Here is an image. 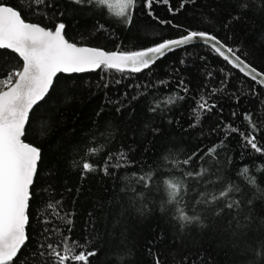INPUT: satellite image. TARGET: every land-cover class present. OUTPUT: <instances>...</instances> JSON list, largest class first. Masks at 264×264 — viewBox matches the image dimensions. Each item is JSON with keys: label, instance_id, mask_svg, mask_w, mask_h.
I'll return each instance as SVG.
<instances>
[{"label": "trees", "instance_id": "16d2710c", "mask_svg": "<svg viewBox=\"0 0 264 264\" xmlns=\"http://www.w3.org/2000/svg\"><path fill=\"white\" fill-rule=\"evenodd\" d=\"M5 2L21 10L27 22L50 29L63 22L70 42L106 51L141 50L187 30L209 32L264 72V0H244L247 8L240 7L242 0H169L168 4L160 0L152 5V15L145 0H138L131 24L114 10L87 0L84 4L45 0L38 11L31 0ZM169 7L177 11L170 12ZM14 64L22 62L0 50V69ZM211 88L218 89L210 98L217 107L205 113L198 126L190 127L195 119L192 97ZM173 94L186 98L165 104ZM157 103L160 107L150 111ZM246 112L261 128L257 142L264 145V90L203 46L172 53L138 74L102 68L58 75L49 94L30 113L25 130L24 142L38 147L41 159L31 187L28 240L14 264H45L47 257L32 254L40 251L41 244L60 242L59 233L49 236L43 231L51 227L61 233L70 227L73 240L87 241L89 250L97 249L90 264H156L157 258L160 264H264L255 255L264 245V155L245 146L238 133L224 131L231 124L247 134ZM220 141L216 158L200 160ZM98 145L104 150L86 157L87 150ZM121 149L133 162L130 166L110 168L108 175L89 172L82 178L85 158L100 165L108 153L115 157ZM200 149L189 165L182 163ZM244 166L249 169L246 175L240 174ZM200 167L208 169L203 177L186 175ZM149 172L153 180L145 188L138 177ZM249 177L256 185L248 183ZM167 179L183 180L189 189L181 204L167 202L163 183ZM224 182L240 188L243 199L254 200L253 221L244 234H233L230 215L212 214L216 205L195 206L205 226L193 222L181 227L176 208L190 204L200 191L217 192ZM50 203L55 207L49 208ZM187 210L193 214L190 207ZM57 212L68 214L72 224L60 220Z\"/></svg>", "mask_w": 264, "mask_h": 264}, {"label": "snow or ice", "instance_id": "6c2138e0", "mask_svg": "<svg viewBox=\"0 0 264 264\" xmlns=\"http://www.w3.org/2000/svg\"><path fill=\"white\" fill-rule=\"evenodd\" d=\"M74 2L84 4L86 0H74ZM87 2L95 3L97 7L115 9L117 17L124 18L125 23L131 24L138 0H87ZM158 2L160 0H145V7L149 9L150 15H152V5ZM162 2L168 4L169 0H162ZM184 2L181 3V8L184 7ZM44 3L45 0H31V4L37 11ZM240 7L247 8L248 4L242 0ZM169 11L177 10L169 7ZM162 23L164 22L162 21ZM101 27L103 26L101 25ZM65 28L66 25L63 22H58L54 29L27 22L21 10L6 3L5 0H0V50H10L22 60V65L14 64L10 67L5 65L3 69H0V264H14L28 240L26 226L30 220L28 210L32 197L31 187L37 176L41 150L24 142L22 137L25 135L26 124L29 123L30 113L49 94L58 73H83L102 68L140 73L150 69L158 59L164 57L168 52L188 46L198 40L208 45L245 76L264 86V72H260L242 55L237 54L239 49H233L224 44L217 36L209 32L187 30L184 35L162 40L141 50L106 51L101 48L78 46L76 43L70 42L66 38ZM160 83L163 84L164 81ZM180 85L183 86V92L187 94L188 88L184 86L183 81L180 82ZM217 91L218 89L211 88L207 94L192 97L195 105L192 112L195 119L190 127L198 126L203 115L217 107L215 103H210L211 96L215 95ZM185 98L186 95L173 94L164 103L171 105L177 100L182 101ZM238 101L239 97H237ZM159 107L160 104L157 103L150 111L155 112ZM244 119L248 124L247 134L231 124H226L224 131L238 133L245 142V146L264 155V145L257 142L261 128L258 127L252 113H244ZM152 131L159 132L158 129ZM107 136L110 138L111 133H107ZM222 145L223 141H220L208 147L204 156H200V160L203 161L205 157L216 158L218 149ZM103 150L104 145L93 146L87 150L86 157L96 156ZM200 151L202 149L189 155L182 163L189 165L192 159L199 156ZM114 158L116 162L112 163ZM132 163L127 152L121 149L115 154V157L112 153H108L100 165L85 158L82 163L81 175L83 178L87 173L98 170L108 175L110 168L118 170L130 166ZM207 172V168L200 167L195 173L187 172L186 175L190 178L203 177ZM248 172L247 166L240 170L242 175H246ZM152 180L151 172L138 177V181L142 182L145 188L150 187ZM163 183L169 204L179 205L188 195L189 189L186 188L183 180L167 179ZM248 183L256 185L255 178L249 177ZM133 192L136 190L133 189ZM233 193L239 195L235 196ZM137 195L142 196L143 194L137 193ZM244 196L245 194L240 188L224 182L217 192L200 191L193 196L190 204L185 202L184 207H177V218L181 222V227L193 222L205 226L201 215L195 213V206L216 205L211 210L212 214L215 217L230 215L232 220L229 225L230 229L234 235H242L253 221L251 213L254 207V200L243 199ZM48 207L53 208L55 205L50 203ZM189 207L193 214H189L187 210ZM56 215L67 225L72 224L68 214L60 215L57 212ZM42 223L51 224V221L43 220ZM43 231L49 233V236L55 232L62 237L59 243L39 245L40 251L32 254L33 257L36 255L42 258L47 257L45 264H90L91 258L98 254L95 248L89 250L87 241L80 243L73 240L70 235L72 231L70 227L67 228L66 233H61L60 229L56 227L44 228ZM255 255L264 260V245H261ZM156 264H160L158 258Z\"/></svg>", "mask_w": 264, "mask_h": 264}, {"label": "water", "instance_id": "95a60500", "mask_svg": "<svg viewBox=\"0 0 264 264\" xmlns=\"http://www.w3.org/2000/svg\"><path fill=\"white\" fill-rule=\"evenodd\" d=\"M195 46H203V47H207V48H209V49H211L208 45H205V44H203L202 42H200V41H196V42H194V43H192V44H190V45H188V46H184V47H181V48H177L176 50H174V51H171V52H168L164 57H162V58H160V59H158L157 60V62L158 61H160V60H162L163 58H165L166 56H168V55H170V54H172V53H175V52H177V51H180V50H184V49H187V48H191V47H195ZM84 47H88V46H84ZM212 50V49H211ZM3 51H9V52H11L10 50H3ZM212 51H214V50H212ZM215 52V51H214ZM12 53V52H11ZM216 53V52H215ZM13 54H15V53H13ZM217 54V53H216ZM17 57H18V55L17 54H15ZM218 55V54H217ZM219 56V55H218ZM220 57V56H219ZM19 58V57H18ZM222 58V57H221ZM20 59V58H19ZM223 59V58H222ZM224 60V59H223ZM225 61V60H224ZM21 62H22V60H21ZM227 62V61H226ZM228 63V62H227ZM229 64V63H228ZM230 65V64H229ZM234 70H236V71H238L239 73H241L244 77H246L247 79H249V80H251L248 76H245L238 68H236V67H233L232 65H230ZM99 70V69H98ZM111 70H115V69H111ZM148 70V69H147ZM94 71H97V70H92V71H86V72H83V73H71V74H67V73H58L57 74V76L58 75H61V74H63V75H67V76H71V75H76V74H78V75H81V74H87V73H90V72H94ZM118 71V70H117ZM144 71H146V70H144ZM144 71H142V72H144ZM121 72V71H120ZM123 72H131V71H129V70H125V71H123ZM142 72H140V73H142ZM131 73H133V72H131ZM135 74H138V73H135ZM56 76V77H57ZM55 77V78H56ZM55 78H54V80H55ZM252 82H255V81H253V80H251ZM256 83V82H255ZM257 84V83H256ZM258 86L259 87H261L263 90H264V86H261V85H259L258 84ZM42 102V101H41ZM41 102H39L38 104H40ZM37 104V105H38ZM36 105V106H37ZM35 106V107H36ZM34 107V108H35ZM26 126H27V124H26ZM22 139H24V136L22 137ZM39 163V162H38Z\"/></svg>", "mask_w": 264, "mask_h": 264}, {"label": "rangeland", "instance_id": "374dc122", "mask_svg": "<svg viewBox=\"0 0 264 264\" xmlns=\"http://www.w3.org/2000/svg\"><path fill=\"white\" fill-rule=\"evenodd\" d=\"M115 11V9H113Z\"/></svg>", "mask_w": 264, "mask_h": 264}]
</instances>
